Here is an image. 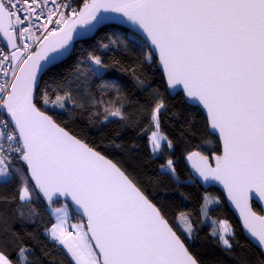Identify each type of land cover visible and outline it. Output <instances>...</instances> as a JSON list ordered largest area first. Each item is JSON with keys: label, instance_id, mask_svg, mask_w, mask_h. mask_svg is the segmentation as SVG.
<instances>
[{"label": "snow or ice", "instance_id": "snow-or-ice-1", "mask_svg": "<svg viewBox=\"0 0 264 264\" xmlns=\"http://www.w3.org/2000/svg\"><path fill=\"white\" fill-rule=\"evenodd\" d=\"M0 264H264V0H0Z\"/></svg>", "mask_w": 264, "mask_h": 264}]
</instances>
